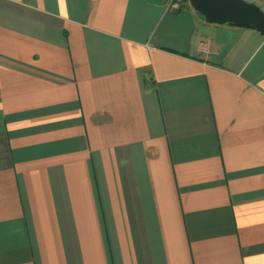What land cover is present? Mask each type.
<instances>
[{
	"label": "crops",
	"instance_id": "crops-1",
	"mask_svg": "<svg viewBox=\"0 0 264 264\" xmlns=\"http://www.w3.org/2000/svg\"><path fill=\"white\" fill-rule=\"evenodd\" d=\"M184 1L0 0V264H264V35Z\"/></svg>",
	"mask_w": 264,
	"mask_h": 264
},
{
	"label": "water",
	"instance_id": "water-1",
	"mask_svg": "<svg viewBox=\"0 0 264 264\" xmlns=\"http://www.w3.org/2000/svg\"><path fill=\"white\" fill-rule=\"evenodd\" d=\"M208 24L255 28L264 35V11L244 0H188Z\"/></svg>",
	"mask_w": 264,
	"mask_h": 264
},
{
	"label": "built area",
	"instance_id": "built-area-1",
	"mask_svg": "<svg viewBox=\"0 0 264 264\" xmlns=\"http://www.w3.org/2000/svg\"><path fill=\"white\" fill-rule=\"evenodd\" d=\"M248 3L254 4L264 11V0H244ZM185 3L184 0H168L167 7L171 10H180ZM204 52H208L206 47H204Z\"/></svg>",
	"mask_w": 264,
	"mask_h": 264
},
{
	"label": "trees",
	"instance_id": "trees-1",
	"mask_svg": "<svg viewBox=\"0 0 264 264\" xmlns=\"http://www.w3.org/2000/svg\"><path fill=\"white\" fill-rule=\"evenodd\" d=\"M188 2V0H186Z\"/></svg>",
	"mask_w": 264,
	"mask_h": 264
}]
</instances>
